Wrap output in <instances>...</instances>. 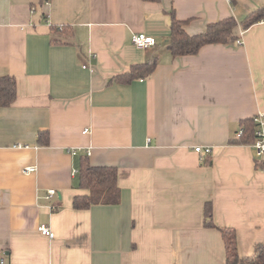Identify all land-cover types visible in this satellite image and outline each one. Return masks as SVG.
<instances>
[{
	"label": "crops",
	"instance_id": "crops-1",
	"mask_svg": "<svg viewBox=\"0 0 264 264\" xmlns=\"http://www.w3.org/2000/svg\"><path fill=\"white\" fill-rule=\"evenodd\" d=\"M263 7L0 0V77L16 82L15 102L0 108V264H225L220 232L204 226L206 203L216 227L235 231L238 256L251 257L264 244V160L257 168L252 146L228 142L242 120L264 114V20L241 28ZM172 12L189 35L233 17L238 42L173 57ZM135 34L156 47L137 49ZM152 57L149 77L112 81ZM44 131L47 147L36 142ZM86 150L90 165L116 168L118 205L72 208L86 193L76 187Z\"/></svg>",
	"mask_w": 264,
	"mask_h": 264
},
{
	"label": "trees",
	"instance_id": "trees-1",
	"mask_svg": "<svg viewBox=\"0 0 264 264\" xmlns=\"http://www.w3.org/2000/svg\"><path fill=\"white\" fill-rule=\"evenodd\" d=\"M144 2H158L159 0H141ZM233 3V0H230ZM170 34L166 40V48L173 57L196 55L206 45H227L238 42L234 30L238 26L233 17H228L206 26L204 32L189 35L185 31L186 22L175 18L171 13ZM264 20V7L250 13L242 22L241 28L246 30ZM54 43H60L54 41ZM157 64V58L152 57L143 64L132 65L129 70L112 78V81L126 84L137 78L149 77ZM16 100V82L13 77H0V108L10 107ZM242 128L240 137L231 138L229 145L252 146L256 140L257 124L253 118L244 119L239 123ZM39 146L49 145L47 131L39 132L36 137ZM256 162V167H260ZM77 189L84 190L85 194L75 195L72 208L76 211L88 210L93 206H115L120 203V189L117 184V170L115 167L92 166L87 156L79 159L78 173L76 176ZM204 226L216 228L223 239L225 246V264H264V244L256 245L251 257L241 258L236 248L235 231L231 228H218L213 224L212 207L209 203L204 205Z\"/></svg>",
	"mask_w": 264,
	"mask_h": 264
},
{
	"label": "built area",
	"instance_id": "built-area-1",
	"mask_svg": "<svg viewBox=\"0 0 264 264\" xmlns=\"http://www.w3.org/2000/svg\"><path fill=\"white\" fill-rule=\"evenodd\" d=\"M131 42H132L134 47H136L137 49H140V50H149V49L155 48L157 45L156 40L154 38L146 36L144 34L133 35L131 38ZM253 121L257 124V131L255 133L256 140H255L254 144L252 145V148L254 150L255 161L257 163H259L260 161L264 160V114L257 115L256 117L253 118ZM242 130H243L242 128L238 129V131L235 135L236 138L240 137V135L242 134ZM194 151L201 156L203 154L211 153V148H201L198 146V147L194 148ZM77 152H78V150L72 149L70 151V154L72 156H76ZM88 154H89V151L86 150L85 156H88ZM24 171L25 172H32V171H34V169L33 168H25ZM55 195H56L55 190H48L47 195H46V199L50 200ZM49 209L51 212H54L56 208H55V206H50ZM37 231L42 236H45L49 239L54 238L53 232L45 224L38 225Z\"/></svg>",
	"mask_w": 264,
	"mask_h": 264
}]
</instances>
